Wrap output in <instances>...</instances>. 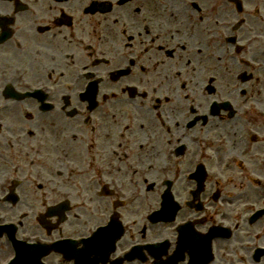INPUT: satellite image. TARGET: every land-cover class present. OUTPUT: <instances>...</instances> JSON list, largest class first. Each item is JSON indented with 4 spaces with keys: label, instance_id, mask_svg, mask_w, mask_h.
Masks as SVG:
<instances>
[{
    "label": "flooded vegetation",
    "instance_id": "af4514ba",
    "mask_svg": "<svg viewBox=\"0 0 264 264\" xmlns=\"http://www.w3.org/2000/svg\"><path fill=\"white\" fill-rule=\"evenodd\" d=\"M125 64L127 76H111ZM0 69L57 85L81 82L77 71L104 77L94 108L85 96L63 117L35 112L38 135L1 163L0 198L17 201L0 204V225L15 223L17 239L82 238L106 224L95 264H264L253 254L264 248V215L247 223L264 208V0H0ZM118 95L130 111L116 110ZM162 198L176 212L154 225ZM64 199L76 205L64 222L46 218V235L37 218ZM86 214L94 223L78 229ZM156 234L166 253H131ZM64 252L73 259L53 251L42 263L85 257Z\"/></svg>",
    "mask_w": 264,
    "mask_h": 264
},
{
    "label": "rangeland",
    "instance_id": "374dc122",
    "mask_svg": "<svg viewBox=\"0 0 264 264\" xmlns=\"http://www.w3.org/2000/svg\"><path fill=\"white\" fill-rule=\"evenodd\" d=\"M163 8H164V10L165 9H168L169 8V2L168 1H164L163 2ZM215 54H217V52L215 53ZM223 61V60H222ZM225 61V60H224ZM225 73V74H224ZM218 74L219 75H226V74H228V72H222V71H219L218 72ZM116 110H121V111H130V108L128 107V105H126V104H122L121 106H117V109ZM14 115V113H11V114H9V116H13ZM1 151V150H0ZM3 155L5 156V154H4V152H3ZM12 157H14V156H12ZM255 158V156H253V159ZM111 162L115 165V166H121V170H120V172H118L117 173V175H119V176H121V177H124L123 176V174H127L126 173V168H125V166H124V163H119V162H117V160L116 159H111ZM234 171H236V170H233L232 172H234ZM182 187H184V186H179V189H181ZM188 188L186 187V188H184L182 191H180V193H182L183 194V196H184V194H185V191L187 190ZM30 195H36V198L34 199V200H31L28 204H27V207L29 208V210L33 213V211L34 210H40L38 207H39V204H38V202H39V199H38V195L36 194V193H34V192H32L31 190H30ZM41 201H42V198L40 199ZM90 216V214H86V216H85V220H76V221H74L73 223H76V225H77V227H78V229H84L87 225H92L94 222H92V223H89L88 221H87V218ZM72 222H70V223H68V224H71ZM67 224H65L63 227H65ZM264 226V224H261L260 225V227H263ZM256 229V228H255ZM10 252H7L6 254H0V257H1V259L4 257V256H6L7 254H9ZM49 263H51V262H49Z\"/></svg>",
    "mask_w": 264,
    "mask_h": 264
}]
</instances>
